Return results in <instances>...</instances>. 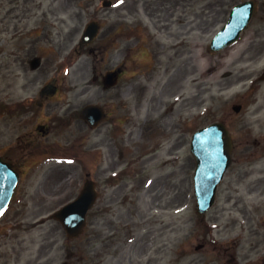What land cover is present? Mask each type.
<instances>
[{
    "label": "rangeland",
    "instance_id": "1",
    "mask_svg": "<svg viewBox=\"0 0 264 264\" xmlns=\"http://www.w3.org/2000/svg\"><path fill=\"white\" fill-rule=\"evenodd\" d=\"M102 1L49 0L64 20L61 28L67 39L64 56L69 64L66 84L70 103L78 108L113 105V96L123 93L133 122L128 130L134 156L146 152L144 162L151 148L142 135L146 116L156 121L163 110L172 112L178 123L176 146L169 158L164 154L169 152L167 139H156L157 158L167 160L162 171L155 169L162 159L147 163L145 173L143 160L135 163V171L140 168L142 175L129 182L134 191L131 212L129 207L118 208L102 215L97 223L92 212L79 241L71 243L56 222L45 218L50 215L47 213H33V225L32 220H26L31 226L23 229L0 223V230L5 229L0 234V264H75L81 259V264H231L222 254L230 245H222L221 251H216L215 245L234 238L238 241L232 252L239 258L233 264H261L264 193L246 191L256 172H243V177L235 172L239 167L264 169V0H259L260 13L240 41L218 54L208 53L209 42L226 21L229 9L240 0H196L195 4L180 0L178 5L171 0L168 11L160 13H155L159 0H112L111 8H103ZM92 21L100 24L92 46L102 51V62L89 55L81 43L82 33ZM49 23L52 32L58 30L57 18ZM158 50L160 55L155 57ZM121 60L127 73L117 88L104 91L97 76L117 67ZM20 86H14L12 100L6 103L29 95ZM234 104L243 105L240 114L232 112ZM223 108L237 144L232 166L236 170L233 179L242 182L237 197H249L225 204L226 194H219L217 210L224 207L226 211L211 223L213 210L203 217L196 213L195 163L189 145L192 133L218 119ZM79 125L80 129L76 125L71 128L77 129L71 142L76 135L88 134ZM94 142L95 133L86 148ZM250 159L249 164H243ZM149 175L166 178V191L160 198L147 192L145 185L163 182L151 180ZM260 176L263 180L264 175ZM14 235L15 239H8Z\"/></svg>",
    "mask_w": 264,
    "mask_h": 264
},
{
    "label": "flooded vegetation",
    "instance_id": "2",
    "mask_svg": "<svg viewBox=\"0 0 264 264\" xmlns=\"http://www.w3.org/2000/svg\"><path fill=\"white\" fill-rule=\"evenodd\" d=\"M170 1L159 0L155 13L168 11ZM179 1L173 0L171 4L178 5ZM190 2L195 4L196 0ZM52 4L49 0H0V160L9 164L18 176L0 222L2 227H29L23 223L32 220L33 224V213L55 212L80 193L86 179L93 181L98 195L97 215L114 208L132 192L129 182L134 174V147L128 130L133 123L129 105L123 101L124 94L119 93L113 96L112 106L102 105L103 118L93 129L80 119L70 103L66 84L67 39L61 28L64 20ZM54 18L59 26L52 32L49 21ZM119 69L122 78L124 68ZM17 84L29 95L6 103L12 100L11 91ZM173 118L170 113L157 122L151 115L145 119L149 137L164 130L174 140L168 154L176 146ZM79 124L95 133L96 141L88 149L95 150L92 173L86 171L83 162L87 136L78 135L74 142L70 140L72 126L80 129ZM232 165L225 190L236 194L241 180L233 177L235 173L243 177L244 173L240 167L233 171ZM144 167L142 163L141 168ZM160 185L152 188V194H164ZM261 188V181L255 180L247 189L258 192Z\"/></svg>",
    "mask_w": 264,
    "mask_h": 264
},
{
    "label": "water",
    "instance_id": "3",
    "mask_svg": "<svg viewBox=\"0 0 264 264\" xmlns=\"http://www.w3.org/2000/svg\"><path fill=\"white\" fill-rule=\"evenodd\" d=\"M254 4L245 2L237 5L231 11L225 27L212 40L209 50L214 52L225 48L239 37L240 32L248 25L253 13ZM97 32V25L90 24L83 35V42H90ZM114 74H108L105 79L107 85L115 81ZM85 116L92 119L91 109L84 111ZM231 147L227 131L220 125H214L199 130L193 135L191 152L197 168L195 173V194L199 206V213H203L213 202L214 187L219 182L229 163ZM0 164V185L2 179L11 177V173ZM6 177V178H3ZM1 190V188H0ZM8 196L0 191V214L4 210ZM93 201V194L86 190L73 203L64 207L57 218L62 219L70 233L77 232L84 223L85 213Z\"/></svg>",
    "mask_w": 264,
    "mask_h": 264
}]
</instances>
